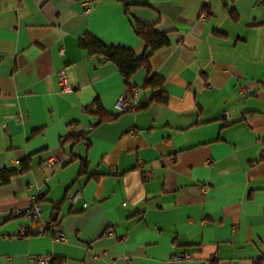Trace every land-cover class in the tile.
I'll list each match as a JSON object with an SVG mask.
<instances>
[{
  "label": "crops",
  "instance_id": "1",
  "mask_svg": "<svg viewBox=\"0 0 264 264\" xmlns=\"http://www.w3.org/2000/svg\"><path fill=\"white\" fill-rule=\"evenodd\" d=\"M136 20L167 33V96L120 112L123 76L80 39L140 55ZM95 101L116 115L96 124ZM22 161L0 182V264H264V0H0V168ZM37 193L64 240L9 216Z\"/></svg>",
  "mask_w": 264,
  "mask_h": 264
},
{
  "label": "trees",
  "instance_id": "2",
  "mask_svg": "<svg viewBox=\"0 0 264 264\" xmlns=\"http://www.w3.org/2000/svg\"><path fill=\"white\" fill-rule=\"evenodd\" d=\"M201 11H205L207 15L208 5L206 3L203 4ZM231 11H233V14L236 15L233 8H231ZM133 28L145 46V51L140 55H137L130 47L120 44H106L97 37L89 34L81 37L80 44L81 46L87 48L90 53L99 54V62L106 60L113 62L117 66L120 74L123 76L128 89H131L132 87H136L138 89H149L152 91L151 99L164 101L167 96L165 78L161 74L152 71L150 59L155 50L168 44L169 40L167 33L166 31L158 30L153 24H146L138 20L134 22ZM100 55L104 56L105 60H101ZM139 69H144L146 71V77L140 86L131 83L132 75ZM87 109L88 111L99 115V119L96 124L111 119L116 115L113 114V116H109L105 114L102 111L100 104L96 101L93 102ZM82 135L84 136V134ZM86 163V160L83 159L80 167L81 171L84 169ZM27 168V161H22L20 168H0V182H7L11 176L25 171ZM39 199L40 198L38 197L37 201ZM52 221L51 231L55 233V231L58 230L56 228V220L52 219ZM30 233L32 232H27L23 235H28ZM53 262L54 258L52 257L51 264ZM208 264H217V261L213 258L208 262Z\"/></svg>",
  "mask_w": 264,
  "mask_h": 264
},
{
  "label": "built area",
  "instance_id": "3",
  "mask_svg": "<svg viewBox=\"0 0 264 264\" xmlns=\"http://www.w3.org/2000/svg\"><path fill=\"white\" fill-rule=\"evenodd\" d=\"M206 12L201 11L199 14V19L203 20L206 18ZM101 60H105V57L100 55ZM58 82L61 87V89H69V83L67 82L66 73L64 69H61L58 71ZM138 93V88L132 87L131 89H128L121 93L116 101L114 102V106L119 111L122 110H128L133 109L136 107V96ZM3 128L6 129V125L3 124ZM75 194H71L69 198L73 200L75 198ZM39 197V194H35L31 198V203L25 207V208H15L10 213L9 216H18V215H24L28 221L26 223H22L19 226V232L21 234H25L27 232H52V219H45L41 217L40 210L41 207L39 203L37 202V198ZM55 239L57 240H64L65 236L64 233L61 230L55 231L53 233ZM51 253L49 252H43L38 255H36L33 259V264H51ZM193 258V255L191 252H182L179 254H176L173 256V260H181V259H191Z\"/></svg>",
  "mask_w": 264,
  "mask_h": 264
}]
</instances>
